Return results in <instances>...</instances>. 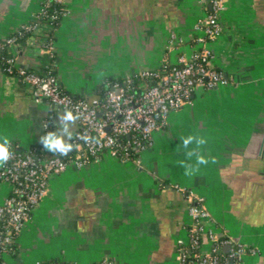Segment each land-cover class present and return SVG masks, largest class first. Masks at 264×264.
Masks as SVG:
<instances>
[{
	"label": "crops",
	"instance_id": "crops-1",
	"mask_svg": "<svg viewBox=\"0 0 264 264\" xmlns=\"http://www.w3.org/2000/svg\"><path fill=\"white\" fill-rule=\"evenodd\" d=\"M44 1L0 0V38L34 18ZM65 4L60 25L46 23L43 30H53V65L63 88L89 98L103 93L111 79L191 54L193 38L204 33L198 22L211 10L208 0ZM218 15L222 29L209 46L227 82L199 88L172 110L140 164L107 155L52 175L14 250L0 252V264L54 258L91 264L104 257L117 264H178L181 247L190 242L188 208L198 198L220 237L248 247L241 264H264V0H224ZM42 39L33 35L12 48L19 65L43 71L49 50ZM79 128L73 114L38 100L0 66V136L27 149L51 132V139L73 146L68 156ZM39 148L45 156L66 157L59 148L55 154L42 143ZM199 155L209 163L197 164ZM9 190L0 180V204Z\"/></svg>",
	"mask_w": 264,
	"mask_h": 264
},
{
	"label": "built area",
	"instance_id": "built-area-1",
	"mask_svg": "<svg viewBox=\"0 0 264 264\" xmlns=\"http://www.w3.org/2000/svg\"><path fill=\"white\" fill-rule=\"evenodd\" d=\"M65 3V0H55ZM211 10L198 22L204 33L193 38V51L188 56L180 53L175 61L165 60L155 67H146L134 74L114 78L107 89L93 97H78L67 92L52 71L39 73L19 65L13 47L19 46L18 36L24 30L41 33L40 22L22 23L14 32L0 38V51H8L4 58L5 72L16 76L31 89L38 100H47L75 116L79 130L73 137L74 150L66 157L36 156L17 144H11L13 153L4 167L0 180L10 186L9 194L0 204V252L7 250L22 230L31 210L40 202L52 175L61 174L68 166L83 167L104 156L141 163V153L154 143V132L163 127L172 110L191 101L199 88L211 89L227 82L222 70L213 65L209 42L222 29L218 12L224 0H211ZM43 4L39 13H45ZM37 13L34 18H38ZM44 46L54 52V40L42 39ZM183 39H179V42ZM174 40H170L169 48ZM177 42V41H175ZM167 64V65H166ZM16 69V73L13 71ZM109 127V129H107ZM192 218L190 242L181 247L178 264H241L248 247L239 240L220 237L214 229V218L201 198L189 205ZM202 243L199 258H189V244ZM229 251L222 254V248ZM36 264H78L63 259L39 260ZM91 264H117L104 257Z\"/></svg>",
	"mask_w": 264,
	"mask_h": 264
},
{
	"label": "trees",
	"instance_id": "trees-1",
	"mask_svg": "<svg viewBox=\"0 0 264 264\" xmlns=\"http://www.w3.org/2000/svg\"><path fill=\"white\" fill-rule=\"evenodd\" d=\"M44 6L46 8V12L45 13H39L38 14V18L36 19H31V23H35V22H40L41 24H51L54 28L58 27L62 21L63 15L66 12V4L65 3H60L57 2L55 0H45L44 1ZM14 34H18L17 32H13ZM11 33V34H13ZM10 35V34H9ZM39 36L42 37L46 40H54V34H53V30H42L41 33L38 34H34L32 31H27L24 30L22 35L18 36V44L20 47H23L27 41V39L30 36ZM48 61L46 62V64L44 65V69L43 71L39 72V73H46L47 71H52L55 73L54 70V52H48ZM8 55V51L6 50V48L2 51H0V66L2 67V69H5L7 66V63L4 61L3 57H6ZM167 65V64H166ZM14 73H16V69L13 71ZM38 72V71H37ZM22 82V80H20ZM16 144V143H15ZM14 144V146H15ZM41 143L32 145L31 147H29L30 150H32L36 156H42V152L39 148ZM16 147V146H15ZM23 149V148H21ZM1 223V221H0ZM202 243L200 242L199 244L192 246L191 244H189L190 247V252H189V258H193L194 260H198L199 258V253H200V249H201ZM15 248L14 242L12 244L9 245L8 251L12 252ZM55 260H58V258H54ZM2 261V257H0V262Z\"/></svg>",
	"mask_w": 264,
	"mask_h": 264
},
{
	"label": "clouds",
	"instance_id": "clouds-1",
	"mask_svg": "<svg viewBox=\"0 0 264 264\" xmlns=\"http://www.w3.org/2000/svg\"><path fill=\"white\" fill-rule=\"evenodd\" d=\"M70 115V114H69ZM53 133L48 132L47 136L41 137V143L43 144L44 148L47 149L48 151L52 152L55 154V149L59 148L60 149V155L61 156H67L68 152L72 150V145H64L62 138L53 140L51 139V136ZM192 137H188L184 139L183 143L185 148L189 143H191ZM201 144H205L206 141L202 139L200 141ZM11 149V141L4 136H0V167H4L9 159L12 156V152L10 151ZM193 153H187L189 157H191ZM212 163H215V159H212ZM209 163V160L206 159L203 155H199L197 157V164H204L207 165ZM186 168L189 169V165H185ZM186 174H189L188 171H186Z\"/></svg>",
	"mask_w": 264,
	"mask_h": 264
},
{
	"label": "rangeland",
	"instance_id": "rangeland-1",
	"mask_svg": "<svg viewBox=\"0 0 264 264\" xmlns=\"http://www.w3.org/2000/svg\"><path fill=\"white\" fill-rule=\"evenodd\" d=\"M188 56L190 55V53H186ZM177 59V57H175V58H173V60L172 61H175ZM153 67H155V66H153ZM203 89V88H202ZM170 115V114H169ZM156 132V131H155ZM155 132H154V134H155ZM214 229L217 231L218 230V226H216L215 224H214ZM5 256H6V254H5Z\"/></svg>",
	"mask_w": 264,
	"mask_h": 264
},
{
	"label": "water",
	"instance_id": "water-1",
	"mask_svg": "<svg viewBox=\"0 0 264 264\" xmlns=\"http://www.w3.org/2000/svg\"><path fill=\"white\" fill-rule=\"evenodd\" d=\"M208 5H209L210 8H212V1L211 0H208ZM107 129H109V127H107ZM226 247L229 248V246H226Z\"/></svg>",
	"mask_w": 264,
	"mask_h": 264
}]
</instances>
